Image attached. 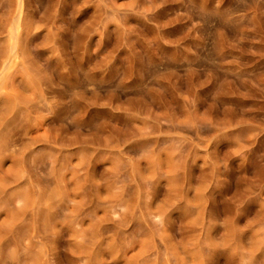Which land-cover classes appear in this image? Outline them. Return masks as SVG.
<instances>
[{"label":"rangeland","instance_id":"374dc122","mask_svg":"<svg viewBox=\"0 0 264 264\" xmlns=\"http://www.w3.org/2000/svg\"><path fill=\"white\" fill-rule=\"evenodd\" d=\"M232 2L0 0V264H264V0Z\"/></svg>","mask_w":264,"mask_h":264},{"label":"clouds","instance_id":"9594fccd","mask_svg":"<svg viewBox=\"0 0 264 264\" xmlns=\"http://www.w3.org/2000/svg\"><path fill=\"white\" fill-rule=\"evenodd\" d=\"M221 3H222V0H221ZM249 3H250V0H233L232 4L228 7V9H223V10L228 11L229 13L233 11H239L241 9L248 7ZM241 264H251V259H244L241 261Z\"/></svg>","mask_w":264,"mask_h":264}]
</instances>
